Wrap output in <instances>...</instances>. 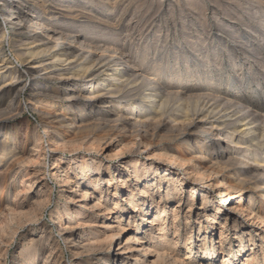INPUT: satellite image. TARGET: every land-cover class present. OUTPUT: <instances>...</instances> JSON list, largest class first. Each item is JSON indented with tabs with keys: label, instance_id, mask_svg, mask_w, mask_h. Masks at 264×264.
Here are the masks:
<instances>
[{
	"label": "bare ground",
	"instance_id": "obj_1",
	"mask_svg": "<svg viewBox=\"0 0 264 264\" xmlns=\"http://www.w3.org/2000/svg\"><path fill=\"white\" fill-rule=\"evenodd\" d=\"M39 2L43 4L42 0H0V37L5 36L6 26L18 35L27 34L14 58L17 64L9 58L0 60V161L11 160L20 151L33 158L52 156L53 176L66 189L67 198L62 210H55L58 229L77 264H216V260L235 264L233 248L237 250L233 255L242 257L241 264H264V97L262 102L250 103L210 83L196 89L194 83L186 90L189 85L178 81L188 73L189 62L176 75L165 66L162 79L163 66L153 65V72L147 69L138 48L120 44L123 37L103 40L93 34L78 35L46 19L44 4L35 8ZM119 2L101 0L108 5L107 15L128 10L118 8ZM145 6L141 3L133 13L145 11ZM256 56L249 55L253 61ZM207 70L204 76L209 79L210 67ZM24 78L34 83L29 99L39 96V111L50 123L44 125L47 149L35 136L30 148L18 149L3 117L2 97L8 94L7 107L17 108ZM41 79L54 80L56 86ZM53 127H68L73 134L92 130L71 140L69 152L79 153L83 146L87 155L79 162H72L74 157L65 159L61 153L70 141L53 133ZM98 130L107 135L94 136ZM116 131L128 134L116 140L117 153L102 156ZM164 139L175 140L176 145ZM182 140L186 141L183 147ZM215 142L220 151L213 147ZM128 152L130 158L121 166L114 162ZM140 155L145 159H135ZM15 174L7 184L5 201L22 208L32 196L47 197L38 170H25L20 178ZM184 184H189L187 195ZM196 199L200 205L192 214ZM33 216L36 219L37 213ZM97 220H102L101 231ZM256 236L261 253L254 247ZM32 240L30 247L23 246L28 249L23 254L26 264H56L45 255L48 244L32 249L36 246Z\"/></svg>",
	"mask_w": 264,
	"mask_h": 264
},
{
	"label": "rangeland",
	"instance_id": "obj_2",
	"mask_svg": "<svg viewBox=\"0 0 264 264\" xmlns=\"http://www.w3.org/2000/svg\"><path fill=\"white\" fill-rule=\"evenodd\" d=\"M42 1L44 5L39 2L35 8L39 10L42 4L45 7H42L44 8L45 18L52 20V24L68 27L74 33L82 36L93 34L102 37L103 40H110L117 36L123 37L124 42H120V44L123 43L127 47L132 45V48L133 46L138 48V55H144L146 62H148L146 63L148 65L147 69L153 72V65L161 64L163 66L162 71L159 70L160 76H163L162 79L165 77L164 69L167 71L165 66L169 65L170 74L176 75L179 71L182 72L186 63L189 62L190 69L188 73L183 76L182 80L178 81L179 85L184 83L189 85L186 90L191 89V85L194 83H197L194 86L195 89L210 83L232 98H242L250 103L263 101L264 0H162L164 2L161 4H158L157 0L156 2L155 0H118L120 1L117 3L118 8L126 6L128 10L125 12L112 11L110 15H107L108 5H102L101 0H94L93 3L86 0H64L63 3L58 2V0ZM141 3L146 4L145 11L142 9V13H140L141 11L138 14L133 13ZM89 10H92V12H89ZM106 19L109 20V23L101 25L102 21ZM2 30L5 36L0 37V40H2L0 43V60L9 58L14 63V58L18 57L19 52L17 51L23 47L20 45V41L27 34L18 35L10 26H6ZM106 30L110 32L102 34ZM255 53L257 56L253 61V57H249V55ZM250 62L253 65L252 67L249 66ZM259 64L261 67H255ZM20 67L23 69L24 64ZM208 67L211 69V76L206 79L204 75L208 73ZM8 80L9 76L5 77L3 81L7 82ZM168 80L175 82L174 77H168ZM41 81L46 85L56 86L54 80L50 82L41 79ZM22 84L26 85L18 99L17 108L10 110L11 108L7 107L10 99L8 94L2 97L3 117L9 121L7 128L11 130V136L18 149L30 148L34 136L38 139V143H41L47 149L49 141L44 132V125L50 123L48 118L39 111L42 110L39 107V101H37L39 96L29 99V89L34 83L28 78H24ZM58 128L61 130H58ZM52 130L53 133H60L66 142L70 141L68 147L61 153L65 159L74 157L72 162H79L81 156L87 155L83 146L79 149V153L78 151L77 153L69 152V150L73 149L71 140L77 141L80 136L91 134L92 130H85L81 132L82 135L71 133V129H68V127H53ZM93 133L94 136L102 133L107 135L101 130ZM127 134L128 132L124 131L111 133L108 139H112L114 142L111 146L105 148L102 156L107 153L112 155L117 153L120 146H118L116 140L122 137L125 139L124 136ZM123 142L125 143V140ZM163 142L173 146L176 145L175 140L167 142L164 139ZM185 143L186 141L182 140L181 146L183 147ZM213 147L218 151L221 150L217 142L214 143ZM159 149L164 151L163 148ZM202 153L203 150L200 154ZM94 156L98 157L96 154ZM125 157L124 159L117 158L114 162L121 166L127 158H130V153H126ZM135 159L145 158L140 155ZM148 162L149 160L146 163ZM52 167V156L33 158L29 152L24 151H20L11 160L0 161V264H26L23 254L27 253L28 249H24L23 246L30 247L33 237L36 246H32V249H38L41 243L48 244L50 250L48 249L49 253L47 252L48 254L45 255H49L50 263L57 260L56 264H77L78 259L66 247V243L58 229L55 210L57 208L62 210V205L67 201V198L64 197L66 189L60 187L58 179L53 176L54 169ZM25 170H38L39 176L43 177L46 184L47 197L32 196L24 207L16 208L4 199L7 195V184L13 179L16 172V178H20ZM130 178H132V175ZM182 187L183 194L187 195L189 184H184ZM198 195L199 192L196 191L195 197L197 198ZM20 198L21 196H18L17 200H20ZM217 200L220 201L221 199L218 197ZM170 204L166 207L167 210L171 209ZM69 205L73 206V202H70ZM199 205L200 202L196 199L192 214H196ZM222 206L225 205L222 204ZM36 213L37 217L35 219L33 215ZM13 214L16 216L14 217ZM192 218L194 230H197L195 215ZM202 218L204 219L203 215ZM101 221L97 220L96 227L99 228ZM99 230L101 231V228ZM214 232V239H216L218 230L215 229ZM231 233L230 231V236ZM245 238L247 240V236ZM124 239L125 237H121L122 241ZM254 239V247L258 250V253H261L258 237L256 236ZM232 251L233 254L237 252L236 248H233ZM40 254L39 252L37 257L41 259ZM233 254L231 257L235 264H241L242 257ZM194 255L200 256V253L196 252ZM82 257L84 259L87 255L83 254ZM217 261L216 264H218Z\"/></svg>",
	"mask_w": 264,
	"mask_h": 264
}]
</instances>
